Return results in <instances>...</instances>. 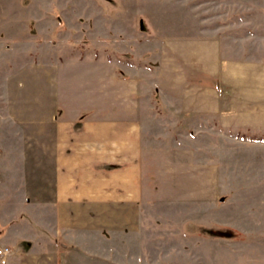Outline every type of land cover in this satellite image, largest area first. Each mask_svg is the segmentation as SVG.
Listing matches in <instances>:
<instances>
[{
    "label": "rangeland",
    "instance_id": "obj_1",
    "mask_svg": "<svg viewBox=\"0 0 264 264\" xmlns=\"http://www.w3.org/2000/svg\"><path fill=\"white\" fill-rule=\"evenodd\" d=\"M181 37L219 38L226 56L262 59L264 0H0V246L11 222L23 228L40 220L34 98L39 58L57 45L70 78L87 71L73 63H95L96 87L110 82L107 105L127 101L144 116L149 264L158 253L171 255L169 264H264V129L255 126L264 107L239 102L234 80L218 84L222 116H182L164 106L152 44ZM124 61L141 66L127 69ZM137 77L142 91L133 93Z\"/></svg>",
    "mask_w": 264,
    "mask_h": 264
},
{
    "label": "crops",
    "instance_id": "obj_2",
    "mask_svg": "<svg viewBox=\"0 0 264 264\" xmlns=\"http://www.w3.org/2000/svg\"><path fill=\"white\" fill-rule=\"evenodd\" d=\"M155 43L151 54L157 62L153 72L160 101L178 115L222 116L223 87L218 84L233 80L235 86L230 87L241 95L235 96L239 102H251L254 111L264 107V58L226 56L219 38ZM60 52L52 45L38 61L40 92L34 99L40 110V220L23 228L19 222L9 224L7 244L0 247L11 252L0 264H149L142 246L143 114L127 101L107 105L110 82L105 79L96 87L93 62L73 63L87 71L70 78L72 71ZM124 62L127 69L141 66ZM138 79L128 84L133 93L142 91L143 80ZM255 126L264 129V118ZM160 256L152 261L169 264L171 255Z\"/></svg>",
    "mask_w": 264,
    "mask_h": 264
},
{
    "label": "built area",
    "instance_id": "obj_3",
    "mask_svg": "<svg viewBox=\"0 0 264 264\" xmlns=\"http://www.w3.org/2000/svg\"><path fill=\"white\" fill-rule=\"evenodd\" d=\"M10 252H11L10 247H7V246L0 247V258H1V261L3 263H5L7 261V258L9 256Z\"/></svg>",
    "mask_w": 264,
    "mask_h": 264
}]
</instances>
